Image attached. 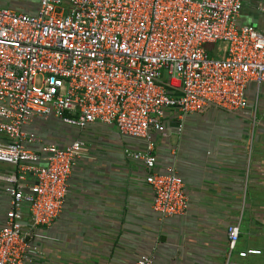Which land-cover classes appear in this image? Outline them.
<instances>
[{
  "label": "built area",
  "instance_id": "1",
  "mask_svg": "<svg viewBox=\"0 0 264 264\" xmlns=\"http://www.w3.org/2000/svg\"><path fill=\"white\" fill-rule=\"evenodd\" d=\"M4 0H0L2 2ZM244 0H38L34 13L0 6V163L9 208L0 229V264H30L39 254L24 231L22 205L32 227H49L62 212L82 141L41 145L24 127L54 117L83 130L93 123L146 141L127 153L147 170L153 211L183 217L188 197L175 168L155 171L151 132L162 133L167 111L180 116L209 109L253 112L264 87V30L239 24ZM264 16V4L257 5ZM180 131V129H179ZM27 176L34 183L26 187ZM227 248L239 225L226 229ZM249 250L240 253L254 254ZM135 264H156L142 255Z\"/></svg>",
  "mask_w": 264,
  "mask_h": 264
},
{
  "label": "crops",
  "instance_id": "2",
  "mask_svg": "<svg viewBox=\"0 0 264 264\" xmlns=\"http://www.w3.org/2000/svg\"><path fill=\"white\" fill-rule=\"evenodd\" d=\"M264 0H244L239 24L264 30L257 11ZM38 0H4L1 7L34 13ZM249 108L235 114L209 109L180 116L167 111L163 132H151L155 171L174 167L183 179L188 210L183 217L160 218L152 208L147 170L127 153L144 152L146 141L119 134L114 126L93 123L83 130L54 117L24 127L41 145L65 147L82 141L62 212L49 227H32L22 205L24 231L39 254L30 264H135L152 255L156 264H264V87L253 117ZM180 129V131H179ZM0 141L4 139L0 136ZM15 168L0 163V229L9 208L6 183ZM34 183L27 176L23 184ZM239 225V240L229 252L226 229ZM257 251L240 257V253Z\"/></svg>",
  "mask_w": 264,
  "mask_h": 264
}]
</instances>
